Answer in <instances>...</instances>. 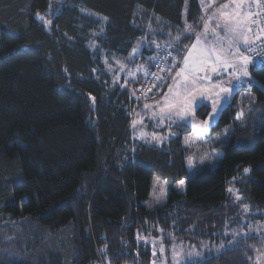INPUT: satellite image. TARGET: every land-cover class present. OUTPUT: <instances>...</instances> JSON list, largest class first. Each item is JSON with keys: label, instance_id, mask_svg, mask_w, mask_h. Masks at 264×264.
<instances>
[{"label": "trees", "instance_id": "trees-1", "mask_svg": "<svg viewBox=\"0 0 264 264\" xmlns=\"http://www.w3.org/2000/svg\"><path fill=\"white\" fill-rule=\"evenodd\" d=\"M185 4L0 0V264H96L100 255L106 264H153L145 239L161 229L166 240L231 239L235 191L263 218L264 70L253 67L251 90L262 103L243 126L235 104L222 110L214 128L235 124L223 155L165 205L146 202L156 174L187 176V149L181 135L162 145L136 139L142 78L123 87L105 58L129 56L146 38L139 60L151 67L152 42L183 36ZM187 20L199 25L198 0ZM258 249V236H244L197 264H252Z\"/></svg>", "mask_w": 264, "mask_h": 264}, {"label": "snow or ice", "instance_id": "snow-or-ice-1", "mask_svg": "<svg viewBox=\"0 0 264 264\" xmlns=\"http://www.w3.org/2000/svg\"><path fill=\"white\" fill-rule=\"evenodd\" d=\"M214 3L215 0H209L208 5H204L202 0L201 6L205 12L208 8H212V11L206 19L201 17L204 21L201 32H195L192 26L186 23L183 36L178 34L170 42L175 55L168 53L165 49L167 55L164 59L170 56V62L166 68L159 64L156 65L160 67L164 75L149 73L142 65L136 69V71H143L145 77L149 75L154 77L152 86L157 89V93L153 94L154 104L145 103L143 105V108L150 113L149 119L155 120L157 126H162L167 121L169 127L173 124L179 127L183 123L197 130L194 137L185 139V145L188 147L196 141L207 142L203 136L209 131V121L218 115V109L221 107L219 102L221 100L230 101L234 95L238 94L236 89L240 84L248 85L252 82L248 71L249 65L251 64L254 69L264 70V39H261L260 35L264 31V16L259 15L260 12H264V3H261V0H251V2L249 0H228L213 8ZM40 18L43 19V17ZM47 23L51 24V21ZM210 24L215 26L210 27ZM190 37L194 39V42L185 45L184 40ZM136 51L134 49L133 54ZM253 54L257 57L256 63H253ZM177 56H182V59L177 61ZM150 59L159 60L160 57ZM116 63L120 62L116 61ZM123 67L120 65L121 70ZM173 69H175L174 73ZM129 75H134V73H129ZM164 88L166 91H163L160 99L155 100V96L160 94L161 89ZM248 99L254 98L249 97ZM204 101L210 103L205 104ZM201 107H211V113L205 114L208 119L202 122L196 119V111ZM135 116L137 119L132 121L133 129L137 124L143 125V117L140 113H135ZM243 116V111H240L237 119ZM139 135L141 139H144L146 133L141 130ZM169 135L172 136L175 133L170 131ZM151 138L158 143H163L165 139L156 133H151ZM223 143L224 141H221V144ZM212 151L215 152L216 149ZM207 156L208 153L205 152L204 157ZM204 157H201V162ZM191 164L190 157L189 165ZM249 171L248 168L244 169L245 173ZM183 184L184 181L181 180L180 185L183 186ZM228 191L233 192L234 189L229 188ZM236 199L239 200L240 197L237 196ZM247 207V205L244 206L245 210ZM155 251L153 244V255ZM160 251H164L163 246ZM177 256L180 257L179 260L176 259ZM201 257L202 253L194 248L187 252L173 248V259L176 264H188L189 261L191 264H197L196 258Z\"/></svg>", "mask_w": 264, "mask_h": 264}, {"label": "rangeland", "instance_id": "rangeland-1", "mask_svg": "<svg viewBox=\"0 0 264 264\" xmlns=\"http://www.w3.org/2000/svg\"><path fill=\"white\" fill-rule=\"evenodd\" d=\"M219 2L224 3V2H228V0H221ZM40 17L43 16H39V18ZM41 20L46 24H49L47 23V21H50L48 18L45 17H43V19ZM201 31L202 30H200L199 28L196 32L198 33ZM148 43L149 41H147L146 38H142L141 41L136 46L137 51L135 52V54L132 53L131 55L126 57H114L111 58L110 60H107V58H105V61L107 63V68L111 72L113 79L116 82L120 83L123 87L127 86L131 82L143 78V74H144L143 71H136V69L139 66L142 65L143 68L146 70L149 68L148 63L139 60L141 55L140 51L142 50L143 44H148ZM160 43L162 42L154 41L152 42V45L156 49V47L159 46ZM116 61H119L120 63L117 64ZM120 65L124 66L123 70H121ZM129 73H134V75H129ZM250 79L252 81L250 84L248 85L240 84L238 86V88L236 89L238 94L234 95L230 101L225 102L221 100L219 102L221 107L218 109V115H216L215 119L209 121L210 124L209 131L203 136V139L207 141L206 143H203L201 141H196L191 147L185 145V139L194 137L197 132V130L193 128L191 125L182 123L181 126L179 127L176 126L175 124L169 127L168 122L165 121L164 125L157 126V122L155 120L149 119L150 113L148 112L147 109H144L143 107L138 108L133 113L132 121L134 119H137L135 113H140V116L143 117V125L137 124L135 129L132 128L136 139H138L139 141L151 142L156 145H162L164 143H167L170 139L181 135L182 144L187 149L186 159H187L188 173L186 177L181 179L184 181L183 186L180 185L181 180L171 181L156 174L152 180L150 197L146 201L150 208L165 205L169 200V194L171 190H176L178 192H185L187 187V179L190 176L194 175L197 172V170H199L206 162H212L213 164H215L218 158L223 155L224 146L229 142L230 134L234 132L235 124L232 123L222 129L214 128L217 125L222 110L229 104H235L237 108L236 121L240 126H243L245 124L246 117L249 111L257 107L259 103H262L261 101L258 100V95L251 90L252 84L254 83L251 73H250ZM249 97H253L254 99L249 100L248 99ZM158 99H160V96L155 98V100ZM139 101L140 98L138 94V103ZM204 102L210 103L209 101H204ZM146 103L154 104V99L152 98ZM210 111H211V107H210ZM240 111H243L244 116L240 119H237V114ZM196 119L197 121L200 122L204 121L202 118L200 119V117H196ZM207 119L208 117L205 120ZM184 125H188L189 127H191L192 130L190 132H185L184 129L187 127H185ZM131 127H132V123H131ZM141 130L144 133H146L144 139L140 138L139 133ZM170 131L175 133V135L170 136L169 135ZM151 133H156L158 136L164 137L165 139L163 143H158L157 141L152 140ZM226 133L227 135L225 136ZM218 137L219 139H217ZM221 141H224V143L221 144ZM213 149H216V151L213 152L212 151ZM205 152L208 153L207 157H204ZM190 157L192 159L191 166L189 165ZM201 157H204L203 162H201ZM235 193H236L235 194L236 197L237 196L240 197L239 200L235 199L236 200L235 203L239 205V217H237V221L234 222L235 224L234 227L232 228L234 230L233 237L231 239H227V240L222 239L220 242L212 239H207L199 242H192L189 240L177 239L171 234L167 237L166 240L164 231L163 229H161L158 232V234L150 235L148 236V238L145 239V241H147L151 245L152 250H153V244L155 246L156 251H155V255H153V264H176V261H174L173 259V248H176L177 251H180L182 249L184 252H187L194 248L196 251L202 253V257L196 258V260L203 259L209 255L221 252L226 247L232 245L239 238L249 235L258 236L260 243V249H258L252 264H264V216L263 218L257 217L258 213L254 212L249 206L247 207V210H245L244 208L245 204L241 201L242 200L241 195L236 191ZM261 214L264 215V211ZM161 246H163L164 249L163 252L160 251ZM176 259L179 260L180 257L177 256Z\"/></svg>", "mask_w": 264, "mask_h": 264}, {"label": "built area", "instance_id": "built-area-1", "mask_svg": "<svg viewBox=\"0 0 264 264\" xmlns=\"http://www.w3.org/2000/svg\"><path fill=\"white\" fill-rule=\"evenodd\" d=\"M249 2H251V0ZM261 3H264V0H261ZM259 15L264 16V12H260ZM253 18H256V17H253ZM260 35H261V39H264V31H262ZM257 43H259V41H257ZM165 49H167L168 53H173V55H175V53L173 52V46L171 43L166 42V41L160 43L159 47H156L155 54H154V57H160V59L153 61L152 66L147 69L149 73H155L156 75H164V73L161 72L160 67H157L156 65L159 64L161 67L166 68L168 63L170 62L171 60L170 56L168 57V59H164V57L167 55V53L165 52ZM176 59L177 61H179L182 59V56H177ZM252 60H253V63L257 62V57L254 54L252 55ZM251 67L252 65L250 64L248 69L250 70ZM174 72H175V69H173V73ZM153 80H154V77L152 75L145 77V75L143 74L142 83L138 89L140 101L136 106V110L140 108L144 103L152 99L154 93H157V89L152 86ZM149 89H151V91H148ZM163 91H166V88L161 89V93L157 94L155 98L160 96L163 93ZM96 264H106L103 256L101 255L99 256Z\"/></svg>", "mask_w": 264, "mask_h": 264}, {"label": "crops", "instance_id": "crops-1", "mask_svg": "<svg viewBox=\"0 0 264 264\" xmlns=\"http://www.w3.org/2000/svg\"><path fill=\"white\" fill-rule=\"evenodd\" d=\"M199 1V5H200V20H199V26L197 27V28H194V30H195V32L200 28V30H203V23H204V21H202L201 20V17H205V19L207 18V16L208 15H210L211 14V11H212V8H208V10H207V12H205V10L202 8V6H201V4H202V0H198ZM219 1H221V0H215V3L212 5V7L214 8V7H216V6H218L219 4H220V2ZM250 1V0H249ZM189 2H190V0H186V4H185V9H184V29H185V26H186V23H187V25H191V23H189V21L187 20V15H188V10H189ZM208 3H209V0H203V4L204 5H208ZM215 25L214 24H210V27H214ZM193 42V38H191V40H190V42H189V44L188 45H190L191 43ZM249 70V69H248ZM208 71H209V73L211 72V69L209 68L208 69ZM250 71V70H249ZM237 92V91H236ZM203 103H205V104H209L208 102H203ZM145 104V103H144ZM143 104V105H144ZM143 105L140 107V108H142L143 107ZM198 110V109H197ZM210 113H211V111H210ZM196 117H199L198 115H197V111H196ZM207 118V117H206ZM205 118V119H206ZM201 119V118H200ZM205 119H203V120H205Z\"/></svg>", "mask_w": 264, "mask_h": 264}]
</instances>
